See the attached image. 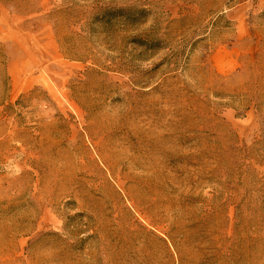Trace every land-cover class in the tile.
Here are the masks:
<instances>
[{
  "label": "rangeland",
  "instance_id": "1",
  "mask_svg": "<svg viewBox=\"0 0 264 264\" xmlns=\"http://www.w3.org/2000/svg\"><path fill=\"white\" fill-rule=\"evenodd\" d=\"M0 264H264V0H0Z\"/></svg>",
  "mask_w": 264,
  "mask_h": 264
}]
</instances>
